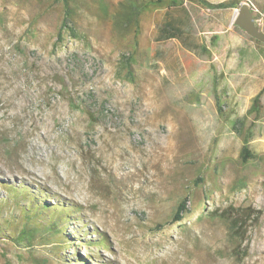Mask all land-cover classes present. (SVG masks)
Wrapping results in <instances>:
<instances>
[{"label":"rangeland","instance_id":"1","mask_svg":"<svg viewBox=\"0 0 264 264\" xmlns=\"http://www.w3.org/2000/svg\"><path fill=\"white\" fill-rule=\"evenodd\" d=\"M121 1H72L57 42L59 0H0V264H264V43L194 0L116 29Z\"/></svg>","mask_w":264,"mask_h":264},{"label":"trees","instance_id":"2","mask_svg":"<svg viewBox=\"0 0 264 264\" xmlns=\"http://www.w3.org/2000/svg\"><path fill=\"white\" fill-rule=\"evenodd\" d=\"M62 4V17L60 21V26L57 33V42L62 41L64 34H69L70 36H76L75 29V14L76 8L72 4V1L75 0H59ZM199 6L212 10V11H223L227 9H236L239 1L238 0H228L220 3H212L207 0H194ZM183 0H122L118 3L117 10L113 15V24L116 29H131L135 34L139 35L140 33V23L143 15L152 9L161 8L167 6L170 8L182 7ZM101 4V1L100 3ZM104 10V9H103ZM255 19H258V15H255ZM187 30L183 26L174 25L171 22L164 21L161 27L159 28L158 36L160 40H170L177 39L182 40ZM255 41L254 39H252ZM257 42V41H255ZM57 44V43H56ZM121 64L126 74L132 76V66L133 60L130 54L121 55ZM264 93L262 89L252 100V105L247 111L246 116L253 115V118H258L261 114V98ZM220 110V107H218ZM252 127L245 128L243 120H236L233 126L234 131L242 139V147L240 151V159L243 164H247L250 161H253L257 156L251 151L249 147V141L252 138ZM186 202L183 200L177 207L174 216L172 218L171 224L180 222L183 219V213L186 211ZM29 235L32 233L28 230H22L17 236L16 240L27 241L29 242L32 239Z\"/></svg>","mask_w":264,"mask_h":264},{"label":"water","instance_id":"3","mask_svg":"<svg viewBox=\"0 0 264 264\" xmlns=\"http://www.w3.org/2000/svg\"><path fill=\"white\" fill-rule=\"evenodd\" d=\"M233 25L255 41L264 43V32L257 26L255 16L247 3L238 4Z\"/></svg>","mask_w":264,"mask_h":264}]
</instances>
